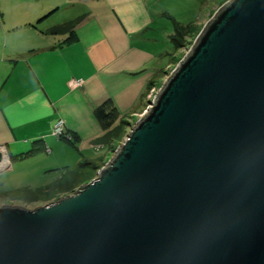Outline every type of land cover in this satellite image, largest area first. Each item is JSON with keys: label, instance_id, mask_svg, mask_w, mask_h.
<instances>
[{"label": "water", "instance_id": "95a60500", "mask_svg": "<svg viewBox=\"0 0 264 264\" xmlns=\"http://www.w3.org/2000/svg\"><path fill=\"white\" fill-rule=\"evenodd\" d=\"M0 264H264V0L216 12L97 179L0 207Z\"/></svg>", "mask_w": 264, "mask_h": 264}, {"label": "crops", "instance_id": "0c3cea01", "mask_svg": "<svg viewBox=\"0 0 264 264\" xmlns=\"http://www.w3.org/2000/svg\"><path fill=\"white\" fill-rule=\"evenodd\" d=\"M133 1H73L74 8L85 3L88 10L68 19L86 16L76 26L77 39L67 44V36L49 34L50 24L45 29L37 26L40 19L59 9L57 5L38 6L36 11L33 2L0 0V148L10 161L28 152L36 140H43L53 152L59 145L54 130L60 122L65 135L78 134L81 141H89L94 154L103 153L86 161L99 162L110 156L109 147L92 144L102 134L95 108L111 99L122 115L136 119L146 107L142 95L149 82L158 80L161 73L157 72L163 66L170 67L161 61L163 54L154 58L133 48L132 35L150 30V19L138 20L140 10L130 5ZM44 21L41 25L48 23ZM136 57H142L141 61L131 65ZM148 63L153 65L151 69L140 70L139 66ZM72 80L81 81L82 88L72 90ZM125 83L136 89L133 97L122 92Z\"/></svg>", "mask_w": 264, "mask_h": 264}, {"label": "rangeland", "instance_id": "374dc122", "mask_svg": "<svg viewBox=\"0 0 264 264\" xmlns=\"http://www.w3.org/2000/svg\"><path fill=\"white\" fill-rule=\"evenodd\" d=\"M25 1H29V3L33 2L36 6V11L38 10V6H46L49 3L59 7L55 14L45 19V21L48 22L47 24L45 23L44 25H41L43 24V22H41L39 23L41 26H39V24L37 25L41 29H45L48 24H50L49 27L61 25L68 22L73 13L79 15L78 13L84 14L88 10L84 7L85 3H82L79 7L75 5L76 8H74L72 6L73 1L71 0ZM229 1L231 0H135L130 4L134 7L138 6L140 13H137L136 16L139 21H144L147 16L150 19L148 26L150 30L145 29L140 35H132L133 48L135 50H144L149 57L153 55L154 58L156 56L158 58L159 55L163 54L161 61L164 62V64L169 63L170 65V67L157 78L158 81H160L157 83V89L156 91H153L152 94L148 95L147 99L149 97H152L153 99L156 92L163 86L167 78L189 53L207 23L216 15V12L221 7ZM175 22L189 30L186 40L183 41V45L178 51L172 42V36L176 32ZM141 58L142 57H136L133 59L131 65L139 63ZM143 65L139 66L140 70L143 68L147 69V67L151 69V67H153V65H150L149 63V66ZM123 66L117 67L122 68ZM157 66L158 62L155 63V67ZM131 69L133 68H130L129 70ZM72 82L70 83V88L72 90H79L80 87L82 88L83 86V83L78 81L80 82V86L78 89H75L72 87ZM125 86L126 89L123 88L122 92H126L127 98L133 97L136 89L134 90L133 86L131 88L130 83H125L123 87ZM120 99L125 100V97L120 95ZM123 104L128 106L127 103ZM145 106L146 107L142 110L141 115L136 116V120L143 117L147 112L148 106L147 104ZM135 124V121H131L132 127ZM128 133L121 138V144H123L125 138H127ZM58 142V147H56L51 153L44 151L26 159L13 158L11 161L9 160V157H7L5 150L0 148V152L3 156L5 155L8 158L9 162L6 166L3 165V171L0 172V207L4 205H15L34 210L39 206H46L55 203L62 197L72 196L77 191L81 190L84 185L97 179L99 171L108 164L109 160L113 157V154L110 153V156L107 159L102 158L99 162H96L98 168H86V171L77 175L76 178L69 177L66 179L65 184H67V189L62 191H49L40 196L37 202L23 203L25 196V193L23 192L24 188L28 187L35 191L38 188L50 186L58 180L61 169L65 167H69L70 169L77 168L79 164L86 162L85 159L92 157L96 160L103 154L101 152L94 154L90 145L88 146L89 141L86 140H83L78 144L76 143L78 149L69 145L71 143H68L67 141L64 142L59 140ZM119 145L120 143L117 144L118 147Z\"/></svg>", "mask_w": 264, "mask_h": 264}, {"label": "trees", "instance_id": "16d2710c", "mask_svg": "<svg viewBox=\"0 0 264 264\" xmlns=\"http://www.w3.org/2000/svg\"><path fill=\"white\" fill-rule=\"evenodd\" d=\"M71 1H76V0H71ZM93 1H102V0H93ZM57 10L52 11L48 16H45L44 18L40 19V22H43L49 16L55 14ZM85 19L86 16L83 15L77 18L76 20L54 26L49 30V34H51L52 36H67L66 43L71 44L77 39L76 26L82 23ZM175 29L176 32L172 36V42L174 43V47L178 51L182 47L183 41L186 40L187 33H189V30L184 28L178 23H176ZM165 69H166V65L160 69L162 70V72L158 71L157 74L158 73L162 74L165 71ZM159 82L160 81L158 80L150 81L146 93L142 95V101L146 102L148 107L150 101L152 100V97H149L147 99V96L152 94L153 91H156L157 83ZM94 117L102 129V134L96 137L93 140L92 144L95 146L109 147L113 155L116 149L118 148L117 144L120 143L121 145V138L124 137V135L131 130L132 128L131 121H135V122L137 121L136 119H133L130 116L122 115L118 107L116 106L115 102L111 99L103 102L102 104H100L95 108ZM129 119L131 121H129ZM69 137H71V139H68ZM58 139L64 141L66 140L69 143H71L74 147L81 142V138L79 137L78 134H74L73 137L68 134L65 135V133H63V136H61ZM44 151L49 152V149L46 146L45 142L43 140H36L32 143V147L28 152L21 153L17 156H14L13 158L26 159L39 152H44ZM86 168L96 169L98 168V165L96 164V162L86 161L85 163L79 164L77 168L70 169L69 167H65L61 170L59 169L60 174L58 180H56L52 185L44 188L43 187L38 188L35 191L30 188H24L23 192L25 193L24 194L25 196L23 203L27 204V203L37 202L40 196H42L43 194L49 191H59V190L62 191L64 189H67V184H65V180L68 179L69 177L76 178L77 175L86 171Z\"/></svg>", "mask_w": 264, "mask_h": 264}, {"label": "built area", "instance_id": "2783aa9c", "mask_svg": "<svg viewBox=\"0 0 264 264\" xmlns=\"http://www.w3.org/2000/svg\"><path fill=\"white\" fill-rule=\"evenodd\" d=\"M79 83H80V82H78V81H76V80L73 81V82H72V87H74L75 89H78L79 86H80ZM80 88H81V87H80ZM63 133H64L63 122H60V123L56 126V128H55V130H54V135H55L57 138H60L61 136H63ZM69 139H71V137H69ZM2 167H3V166H2ZM2 167L0 168V172L3 171Z\"/></svg>", "mask_w": 264, "mask_h": 264}, {"label": "bare ground", "instance_id": "6f19581e", "mask_svg": "<svg viewBox=\"0 0 264 264\" xmlns=\"http://www.w3.org/2000/svg\"><path fill=\"white\" fill-rule=\"evenodd\" d=\"M9 162H8V158L4 155L3 156V160H2V162L0 163V168L4 165V166H6V164H8Z\"/></svg>", "mask_w": 264, "mask_h": 264}]
</instances>
